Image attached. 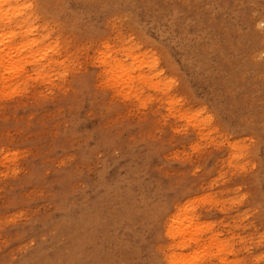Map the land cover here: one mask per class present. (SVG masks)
I'll list each match as a JSON object with an SVG mask.
<instances>
[{
	"label": "rangeland",
	"instance_id": "rangeland-1",
	"mask_svg": "<svg viewBox=\"0 0 264 264\" xmlns=\"http://www.w3.org/2000/svg\"><path fill=\"white\" fill-rule=\"evenodd\" d=\"M11 4L45 38L0 64V264H264V0Z\"/></svg>",
	"mask_w": 264,
	"mask_h": 264
},
{
	"label": "bare ground",
	"instance_id": "bare-ground-1",
	"mask_svg": "<svg viewBox=\"0 0 264 264\" xmlns=\"http://www.w3.org/2000/svg\"><path fill=\"white\" fill-rule=\"evenodd\" d=\"M17 1L19 0H0V28H8L11 23H14L16 28L21 26L20 21L17 20V18L21 16L23 12L21 10H18L17 12L13 11L14 8L11 4L16 3ZM28 15L29 16L26 19L31 18L30 13ZM259 21L260 24L263 23L261 20ZM15 27L7 31L6 36L0 33V64L8 61L11 65L10 68L15 67V62H17L16 60H14V57L16 56L15 54H18V52H21L22 50L32 51L33 47L37 46L45 38V36L43 35L30 41L25 40V42H21L19 46H11V41L18 34V31ZM35 30V28L29 29L27 32H25V35L32 33ZM1 31H3V29H1ZM119 51L120 50H117L115 51V53ZM124 56H128V53H124ZM42 58H44V55H41L37 59H34L32 64L39 63L40 59ZM51 63L52 61L48 60L44 65H42V67H49ZM101 63H103V65L108 68L106 71H111L113 74V79L115 81L114 84H112V87H115L116 83L118 82H122V84L128 86L133 81L134 78L125 69L122 68L119 60H113L112 63ZM24 69V67H21L20 71H24ZM19 72L16 71L15 73H13V75H18ZM139 94L140 92L136 90V96H139ZM175 209V211H177L179 207L175 206ZM178 215L179 213L175 214L174 212L170 213L167 217V225L164 234L168 240H220L219 233L215 231L213 232L212 227H198L199 217L196 213L192 214L189 217L180 219L181 222L179 225H177V222H179ZM194 256L195 255L187 257L184 255H178L176 256L174 262L175 264H195L198 258Z\"/></svg>",
	"mask_w": 264,
	"mask_h": 264
}]
</instances>
